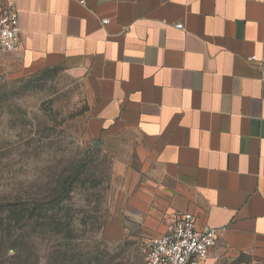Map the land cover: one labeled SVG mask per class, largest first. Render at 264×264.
<instances>
[{
  "label": "crops",
  "instance_id": "1",
  "mask_svg": "<svg viewBox=\"0 0 264 264\" xmlns=\"http://www.w3.org/2000/svg\"><path fill=\"white\" fill-rule=\"evenodd\" d=\"M5 5L20 49L0 78L63 71L88 98L89 140L130 155L121 231L146 241L190 213L198 231L220 229L203 264H264V0Z\"/></svg>",
  "mask_w": 264,
  "mask_h": 264
},
{
  "label": "rangeland",
  "instance_id": "2",
  "mask_svg": "<svg viewBox=\"0 0 264 264\" xmlns=\"http://www.w3.org/2000/svg\"><path fill=\"white\" fill-rule=\"evenodd\" d=\"M88 107L86 94L61 70L0 78V200L43 197L62 171L82 159L87 169L80 177L86 189L76 190L63 209L50 207L54 220L71 224L70 232L56 223L28 229L23 241L32 245L23 242L13 264H144L145 239L121 231L114 219L119 164L130 162V155L113 141L89 140Z\"/></svg>",
  "mask_w": 264,
  "mask_h": 264
},
{
  "label": "built area",
  "instance_id": "3",
  "mask_svg": "<svg viewBox=\"0 0 264 264\" xmlns=\"http://www.w3.org/2000/svg\"><path fill=\"white\" fill-rule=\"evenodd\" d=\"M107 23L108 20L102 22ZM175 28L183 29L180 24ZM19 34L17 12L12 6L5 5L0 11V59L19 51ZM248 61H255V57H249ZM259 70L264 75L262 65ZM219 234L218 228L198 231L193 215L183 214L167 227L165 234L144 242V264H203L217 246Z\"/></svg>",
  "mask_w": 264,
  "mask_h": 264
},
{
  "label": "trees",
  "instance_id": "4",
  "mask_svg": "<svg viewBox=\"0 0 264 264\" xmlns=\"http://www.w3.org/2000/svg\"><path fill=\"white\" fill-rule=\"evenodd\" d=\"M86 167L84 159L73 166L68 173L62 171L56 181L46 188L43 197L36 195L24 199L21 196L9 194L0 200V254L8 255L6 259H1L0 264H13L18 253L19 246L23 244L24 235L27 230L35 232L39 227L53 226L55 223L70 232L71 224H64L61 220H54L51 214V206L54 204L58 208L72 200V195L78 189H86L85 183L80 177L85 174ZM64 207H60L63 209ZM61 219L65 221L66 216ZM25 247L32 245L25 241ZM12 245V248L3 252L5 245ZM2 251V252H1ZM18 257V256H17Z\"/></svg>",
  "mask_w": 264,
  "mask_h": 264
}]
</instances>
